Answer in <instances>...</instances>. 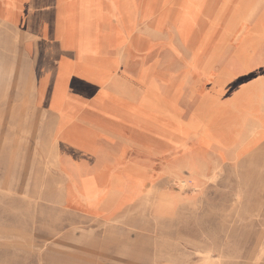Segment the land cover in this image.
<instances>
[{"label": "rangeland", "instance_id": "obj_1", "mask_svg": "<svg viewBox=\"0 0 264 264\" xmlns=\"http://www.w3.org/2000/svg\"><path fill=\"white\" fill-rule=\"evenodd\" d=\"M205 1L196 25L198 55L178 35L171 36L167 29L159 32L144 22L133 39L140 55L153 45L151 57L144 65L136 58L137 70L126 67L119 78L120 90L138 98L150 82L163 93L171 91L173 97L184 95L208 58L221 61L235 53L236 47L221 41L229 23L241 20V28L264 29V0H255L251 8L239 7L240 0ZM162 3L170 16L186 7L184 0H154L156 14ZM54 21L48 17V35ZM26 39L0 22V264H54L59 256L67 258V264H202L207 255L214 264H264L261 157L221 170L199 205L182 209L178 217H144L136 211L104 222L66 212L51 145L54 117L36 106L34 57ZM170 42L181 52L182 61L174 57ZM246 48L251 56L264 58V44ZM114 58L124 62L122 56ZM42 59L36 64L49 67L38 72L41 103L50 106L55 87L50 74L59 72L62 63L55 69L53 61ZM142 69L150 72L145 81L140 78ZM263 73L243 81L247 84ZM23 78L26 83H19ZM24 99L28 109L23 112Z\"/></svg>", "mask_w": 264, "mask_h": 264}, {"label": "crops", "instance_id": "obj_2", "mask_svg": "<svg viewBox=\"0 0 264 264\" xmlns=\"http://www.w3.org/2000/svg\"><path fill=\"white\" fill-rule=\"evenodd\" d=\"M65 7L66 0H0V22L24 34L34 64L41 58L40 47L49 46L57 69L72 52L63 33ZM48 17L59 21L46 35ZM147 24L155 27L153 22ZM240 33L243 38L231 39L225 27L222 44L236 47L235 53L221 61L208 58L200 73L211 67V77L198 74L187 93L174 97L150 82L138 98L120 90L119 78L128 67L129 53L121 54V62L114 58L120 54L109 48L92 60L101 69L95 73L101 85L78 95L70 84H63L64 100L58 108L41 103V82L35 71L36 106L54 117L51 145L66 212L104 222L136 211L144 217H178L182 209L199 205L221 170L256 156L264 158V75L245 84L246 72L230 69L232 64L245 69L250 63H264L263 58L237 54L239 48L264 44L259 38L264 29L240 27ZM84 64L76 63V70ZM114 64L118 69L125 64L117 77ZM151 102L157 108L152 109ZM151 110L165 121L173 115L178 130L154 122ZM189 125L193 131L186 138L182 130Z\"/></svg>", "mask_w": 264, "mask_h": 264}, {"label": "bare ground", "instance_id": "obj_3", "mask_svg": "<svg viewBox=\"0 0 264 264\" xmlns=\"http://www.w3.org/2000/svg\"><path fill=\"white\" fill-rule=\"evenodd\" d=\"M184 1L186 7L179 9L173 13V16H170L171 13L166 11V4L163 3L159 12L156 14L154 10V0H141L140 7L138 5V0H109L107 6H105L101 0H66L63 33L72 52L69 61L64 60L61 62L62 69L57 73L52 72L50 74L55 81V90L50 106L58 108L56 105L58 103H63L65 92L63 84H70L74 87L75 94L78 95H85L90 92V90L98 88L102 81L99 78H96L95 73L99 72L101 69L99 65L92 60L95 56H98V54H101L102 52L105 53L108 48L114 49V51L118 52L120 56L123 52L129 53L130 64L127 63V66L133 70H137L138 68V60H135L138 57L142 59L144 65L151 57L152 49L154 47L153 45L149 46L144 54L139 55L136 53L138 50L133 46L132 38L134 31L139 29L144 22H153L157 31H164L167 29L171 36L174 34L178 35L182 44L189 48L193 55L197 56L199 48L195 44L198 39L196 25L198 23V18L202 14V10L206 5V1ZM254 2L255 0H240L239 7L243 6L244 8H251ZM112 17H114V21L111 19ZM33 21L34 24L37 23V16H34ZM58 21L59 19L55 18L54 25ZM243 24L244 21L241 20H235L228 24L226 28L231 39L238 40L243 38V35L240 33V27H242ZM262 25H264V23ZM49 27L47 18L45 19L46 35H48ZM259 38L264 40V33ZM168 46L175 54L182 57V54L179 53L171 42ZM40 53L41 58H43L42 60L53 61L54 52L49 46L42 45L40 47ZM237 54L242 57L251 56L247 52V48H239ZM182 59L184 58L182 57ZM36 60L37 59H35V71H37V74L42 68L46 69L49 67L48 65L43 66L36 64ZM262 60H264V58ZM80 61L85 62V64L79 67V70H76L75 64ZM121 65L124 66L125 64ZM123 66L118 69L114 64V77L120 75L124 70ZM230 69L233 71H241L238 74L242 75L245 71L246 73L243 77L249 76L253 73L258 75L264 72V63H250L245 66V69L239 67L238 64H232ZM211 72V67L204 68L200 75L211 77ZM146 73V70L142 69L140 71L139 74L142 81L145 80ZM19 83H26V79L23 78ZM118 103L120 104L119 101ZM26 104L27 100L24 99V106H21V111L24 112L28 109L25 107ZM150 104L152 109L157 108L155 106L157 104H153V102ZM166 115H168V113ZM159 117L161 119L163 118L160 113L151 110L150 119L154 122L164 124L172 130H178V125L175 123V117L173 115L167 116L168 121L161 120ZM15 118L16 116L14 119ZM192 131L193 127L191 128L189 125L182 130V133L187 138ZM183 186H185V183H183ZM165 203L166 205H169V198L166 199ZM67 261V258L59 256L54 264H67ZM202 264L214 263L211 262L210 255H207L204 257Z\"/></svg>", "mask_w": 264, "mask_h": 264}]
</instances>
